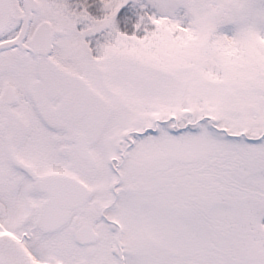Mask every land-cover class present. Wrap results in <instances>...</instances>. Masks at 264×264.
<instances>
[{"label":"snow or ice","instance_id":"obj_1","mask_svg":"<svg viewBox=\"0 0 264 264\" xmlns=\"http://www.w3.org/2000/svg\"><path fill=\"white\" fill-rule=\"evenodd\" d=\"M0 264H264V0H0Z\"/></svg>","mask_w":264,"mask_h":264}]
</instances>
